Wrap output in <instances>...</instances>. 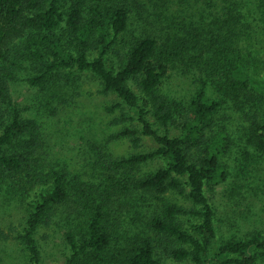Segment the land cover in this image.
Here are the masks:
<instances>
[{"label":"trees","instance_id":"obj_1","mask_svg":"<svg viewBox=\"0 0 264 264\" xmlns=\"http://www.w3.org/2000/svg\"><path fill=\"white\" fill-rule=\"evenodd\" d=\"M140 1L0 0V185L21 171L31 185L41 180L38 174L31 175L41 144L39 124L24 116L12 98L15 72L25 63L32 71L25 79L42 89L69 78L66 72L75 69L91 72L100 79L103 92L121 99L107 108L118 113L113 121L122 125L110 137L128 138L135 150L144 146L145 138L155 147L111 161L114 170L134 169L154 158L162 161L145 176L125 181L110 176L112 185L103 192L84 182L73 184L65 170L49 171L51 185L31 197L22 230L14 238L30 263L43 264L37 233L63 207L82 221L79 230L65 233L69 249L65 264H107L115 257L111 199L114 193L133 188L156 199L173 197L154 209L146 226L124 248L126 264H163L164 258L194 264H256L264 257V235L218 243L207 185L226 177L221 157L229 151L231 139L219 124L225 100L244 101L250 90L264 102V54L258 56L246 44L252 41L254 25L264 27V0H227L209 31L202 27L215 48L203 44V30L177 38L171 22L179 17L170 19L160 9L161 0L153 2L160 9L153 11ZM122 42L129 46L125 53L120 52ZM172 55L209 66L189 105L163 91ZM211 78L218 79L219 98L207 93ZM247 139L264 153V111L252 114ZM177 195L189 204L176 201Z\"/></svg>","mask_w":264,"mask_h":264},{"label":"rangeland","instance_id":"obj_2","mask_svg":"<svg viewBox=\"0 0 264 264\" xmlns=\"http://www.w3.org/2000/svg\"><path fill=\"white\" fill-rule=\"evenodd\" d=\"M210 1L161 0L158 4L170 19H173L172 16L179 17L175 23L171 22L174 24L173 31L177 32V38L187 39L186 35L194 36L203 30L202 27H207L209 31L222 5H228L227 0ZM153 2L155 0H141L138 3H146V7L153 11L154 8L158 9ZM258 26L254 25L256 31H252V41L246 44L248 50L261 56L264 54V27ZM202 34L203 44L214 47L210 41L211 34H207L205 29ZM183 46L188 47V44ZM128 47L122 42L120 52L125 53ZM171 57L163 91L189 105L201 90L202 74H205V70L209 72V66L196 64L189 56ZM113 59L116 64L121 62L117 56ZM25 65L15 72L17 79L12 82V98L24 116L34 118L39 124L37 132L41 144L37 147V169L31 175L38 174L41 180L31 185L26 172L21 171L0 185V264H32L14 236L22 230L31 197L51 185V179L46 175L49 171L65 170L73 184L84 182L97 186L103 192L112 185L110 176L130 180L145 176L162 165L160 158H154L130 170L112 168L111 161L133 152L152 150L155 145L145 138L144 146L135 150L128 138L110 137L119 132L122 125L113 121L118 113H111L107 108L121 103V99L113 92H103V85L97 76L74 69L66 72L69 78L64 77L59 83L42 89L25 79L32 73L30 63ZM212 79L206 85L207 93L219 98L218 79ZM257 98L256 93L248 90L242 97L244 101L227 98L220 111L219 124L231 139L229 151L221 157L226 177L207 185V194L216 212L218 243L229 238H246L254 233L264 235V153L257 151L247 139L252 114L256 110L264 111V102ZM177 196L174 198L176 201L189 204L187 199ZM172 197L156 199L148 192L133 188L114 193L111 199L114 213L110 216V222L114 238L111 249L114 248L112 254L115 257L109 258L107 264H126L124 248H129V243L146 226L154 209L172 200ZM81 224L78 215L68 214L63 207L57 209L51 224L43 225L36 236L43 264L66 263L69 249L65 233L70 229L79 230ZM163 264L194 263L164 258ZM256 264H264V257Z\"/></svg>","mask_w":264,"mask_h":264}]
</instances>
